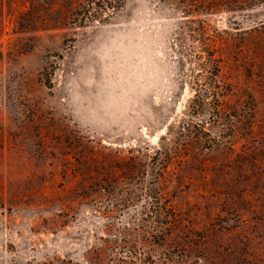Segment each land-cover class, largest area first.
<instances>
[{"label":"rangeland","instance_id":"rangeland-1","mask_svg":"<svg viewBox=\"0 0 264 264\" xmlns=\"http://www.w3.org/2000/svg\"><path fill=\"white\" fill-rule=\"evenodd\" d=\"M237 1L0 0V264H264V0ZM212 39L226 95L198 107ZM156 149L163 244L123 169Z\"/></svg>","mask_w":264,"mask_h":264},{"label":"trees","instance_id":"trees-1","mask_svg":"<svg viewBox=\"0 0 264 264\" xmlns=\"http://www.w3.org/2000/svg\"><path fill=\"white\" fill-rule=\"evenodd\" d=\"M239 0L237 2H241ZM214 39L211 44L204 48V54H200L199 69H204L208 73L203 77L204 82L197 84L198 88L192 96L189 104L194 105L195 97L198 98L196 106L202 107L205 105L218 106L224 100L226 95L225 89L219 84V58L214 53ZM198 94V95H197ZM256 114L254 112L253 103L249 107L246 104L234 103L231 108V113H226V121L232 127L238 128L245 126L250 131L255 124ZM223 117L219 115L217 120ZM224 120V119H223ZM198 137V134H196ZM161 151L154 150L152 155L142 156L134 155L130 157L131 163L124 166L123 169L131 168V176L135 180L136 190L139 193L143 192L149 199V214L148 220L150 225L146 231L152 238L153 243H165L168 236L171 235L172 229L177 224V214L173 208L171 197L172 176L166 172L167 155ZM145 176H148L145 178Z\"/></svg>","mask_w":264,"mask_h":264}]
</instances>
